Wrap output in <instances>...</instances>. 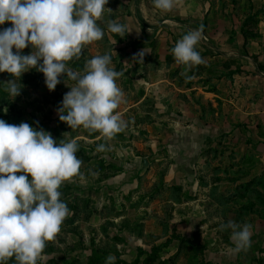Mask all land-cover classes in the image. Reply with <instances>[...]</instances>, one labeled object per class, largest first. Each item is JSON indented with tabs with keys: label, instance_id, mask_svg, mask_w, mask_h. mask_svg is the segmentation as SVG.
<instances>
[{
	"label": "rangeland",
	"instance_id": "374dc122",
	"mask_svg": "<svg viewBox=\"0 0 264 264\" xmlns=\"http://www.w3.org/2000/svg\"><path fill=\"white\" fill-rule=\"evenodd\" d=\"M106 7L112 11L98 21L103 38L84 45L80 58L67 64L82 74L87 60L108 53L110 67L123 73L116 80L123 96L114 110L123 130L110 141L60 121L57 109L75 84L66 74L49 91L43 73L32 68L13 98L5 87L14 77L0 72V119L79 144L80 174L58 189L71 214L45 242L37 264H105L109 255L115 264H264V190L243 187V173L224 172L229 154L212 151L205 158L208 146L201 157L198 143L192 153L187 148L190 132L199 135L187 124L199 118L206 62L191 70L176 63L171 50L183 31L160 22L168 14L153 0H108ZM109 20L125 26L123 37L107 30ZM9 27L6 21L0 31ZM32 51L29 45L21 54ZM102 143L107 151L98 153ZM229 221L252 225L246 251H233L231 230L221 229ZM154 248L157 256L143 263ZM6 264H17L15 257Z\"/></svg>",
	"mask_w": 264,
	"mask_h": 264
},
{
	"label": "clouds",
	"instance_id": "9594fccd",
	"mask_svg": "<svg viewBox=\"0 0 264 264\" xmlns=\"http://www.w3.org/2000/svg\"><path fill=\"white\" fill-rule=\"evenodd\" d=\"M176 3L153 0L154 7L163 12L171 11ZM107 4L108 0H0V25L6 21L12 25L0 31V72L14 77L5 87L13 98L20 94V77L32 68L43 73L49 91L66 74L75 84L57 109L60 121L71 129L99 132L110 141L123 130L119 115L114 114L123 96L116 80L123 73L110 67L108 53L87 60L82 74L67 64L80 58L84 45L103 38L98 21L106 10L112 11ZM107 30L121 37L126 32L123 24L113 20L108 21ZM200 39L201 30L191 29L171 50L176 63L186 70L203 63L196 50ZM29 45L31 54L22 55ZM78 150L74 139L57 142L42 128L0 119V264L11 257L17 264H37L45 242L60 232L71 213L58 189L80 174ZM96 151H107L106 145L99 144ZM221 229L231 230L233 251L251 246V224L229 221ZM105 264H115V257L109 255Z\"/></svg>",
	"mask_w": 264,
	"mask_h": 264
},
{
	"label": "crops",
	"instance_id": "0c3cea01",
	"mask_svg": "<svg viewBox=\"0 0 264 264\" xmlns=\"http://www.w3.org/2000/svg\"><path fill=\"white\" fill-rule=\"evenodd\" d=\"M167 14L160 22L182 36L201 30L196 50L206 62L199 118L187 124L199 135L190 132L187 148L198 143L201 157L208 146L205 158L229 154L224 172L243 173V187L264 190V0H177Z\"/></svg>",
	"mask_w": 264,
	"mask_h": 264
},
{
	"label": "trees",
	"instance_id": "16d2710c",
	"mask_svg": "<svg viewBox=\"0 0 264 264\" xmlns=\"http://www.w3.org/2000/svg\"><path fill=\"white\" fill-rule=\"evenodd\" d=\"M245 188H248V185L246 186V184H245ZM248 190H249V189H248ZM155 251H156V250H155V248H154L153 251H152V253L148 254L147 257H146V259H143V263H144V262H148L150 259H154V258L157 256ZM259 251L262 252L263 249L260 248ZM136 263L138 264V261H137Z\"/></svg>",
	"mask_w": 264,
	"mask_h": 264
}]
</instances>
